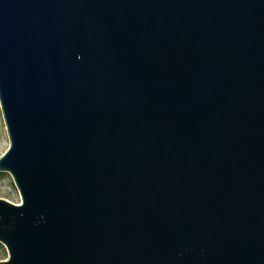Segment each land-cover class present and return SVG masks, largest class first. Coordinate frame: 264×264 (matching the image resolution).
Wrapping results in <instances>:
<instances>
[{
    "label": "water",
    "instance_id": "obj_1",
    "mask_svg": "<svg viewBox=\"0 0 264 264\" xmlns=\"http://www.w3.org/2000/svg\"><path fill=\"white\" fill-rule=\"evenodd\" d=\"M0 264H264V0H0Z\"/></svg>",
    "mask_w": 264,
    "mask_h": 264
},
{
    "label": "rangeland",
    "instance_id": "obj_2",
    "mask_svg": "<svg viewBox=\"0 0 264 264\" xmlns=\"http://www.w3.org/2000/svg\"><path fill=\"white\" fill-rule=\"evenodd\" d=\"M8 145V136L4 126V122L0 110V154ZM0 197L11 202H20V196L14 185L10 174L6 170H0ZM6 257V250L0 242V259Z\"/></svg>",
    "mask_w": 264,
    "mask_h": 264
},
{
    "label": "clouds",
    "instance_id": "obj_3",
    "mask_svg": "<svg viewBox=\"0 0 264 264\" xmlns=\"http://www.w3.org/2000/svg\"><path fill=\"white\" fill-rule=\"evenodd\" d=\"M19 203H21V202H19Z\"/></svg>",
    "mask_w": 264,
    "mask_h": 264
}]
</instances>
